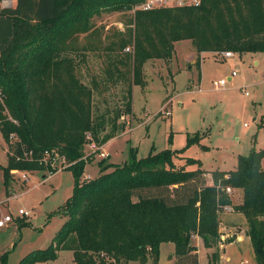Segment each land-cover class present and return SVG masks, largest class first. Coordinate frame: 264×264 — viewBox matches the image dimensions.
I'll use <instances>...</instances> for the list:
<instances>
[{
	"label": "trees",
	"instance_id": "16d2710c",
	"mask_svg": "<svg viewBox=\"0 0 264 264\" xmlns=\"http://www.w3.org/2000/svg\"><path fill=\"white\" fill-rule=\"evenodd\" d=\"M143 1L16 0L12 7L0 5V88L19 121L7 120L0 107L1 132L9 144L4 174H54L60 170L57 156L75 178L74 194L63 208L67 219L53 242L17 264L56 260L61 251H72L75 264H107L104 254L118 264H147L149 258L159 264L164 242L175 244V264H200L195 236L206 248L219 244L222 208L233 205L228 186L243 191L235 211L244 215L256 260L264 264V148L240 154L234 170L212 171V185L199 160L188 158L177 167L174 157L183 150L172 147H153L143 158L131 147L123 164L103 166L96 178L82 180L93 157L85 155V145L99 149L124 130L122 117L134 116V86H148L144 65L149 59H171L175 43L185 39L198 53V68L203 52H264V0H202L199 6L135 10ZM125 7L133 10L125 30L89 44L103 59V77L86 75V83V56L71 42L75 32H95V15ZM117 87L120 97L111 105L105 93ZM95 94L104 100L95 102ZM12 132L18 135L13 142ZM199 136L189 137L187 146L198 143ZM194 164L198 167L187 169ZM0 264H8L6 254Z\"/></svg>",
	"mask_w": 264,
	"mask_h": 264
},
{
	"label": "rangeland",
	"instance_id": "374dc122",
	"mask_svg": "<svg viewBox=\"0 0 264 264\" xmlns=\"http://www.w3.org/2000/svg\"><path fill=\"white\" fill-rule=\"evenodd\" d=\"M15 4L16 0H0L2 7ZM132 11L126 7L119 11H102L92 18L95 32H75L71 42L80 47L81 55L86 56L82 64V70L87 72H83L86 83L90 81L86 75L103 77V59L89 46L103 41L114 31L125 30ZM18 34L23 36V28ZM84 46L86 50L82 49ZM197 58L191 41L185 39L175 43L171 59L152 58L145 63L149 84L144 89L140 85L134 86V116L120 119V123H125L124 130L105 143V147L102 145L98 149L96 144L85 145V155L93 154V157L85 166L82 180L96 178L103 166L123 164L130 157L131 147L139 158L146 157L153 147L155 151L172 147L183 150L174 157L177 167L186 164L188 158L199 160L202 168L211 175L208 178L206 174L207 182L213 183L212 171L234 170L240 154L247 155L253 148H264V52H236L230 58L222 52H203L200 68ZM234 70L236 76L225 86L217 88L214 85V81L228 78ZM120 89L117 87L105 93L111 105L118 102ZM94 98L98 103L104 100L97 94ZM196 132L200 141L187 146L188 138ZM8 153L9 144L0 131V218L6 214L14 217L12 222L0 228V259L6 254L8 264H17L33 251L44 249L53 242L67 219L63 208L74 194L75 178L70 169H64L63 160L57 156L55 165L60 170L54 174L46 170L27 172L28 180L23 181L21 172L11 171L7 177L3 168L8 163ZM262 166L264 168V158ZM197 167V164L188 165L187 169ZM233 192L232 187V192L227 194L231 196ZM234 195V211L220 214L221 225L223 221L229 224L225 233L230 239L232 233L246 235L249 229L247 221L235 211V205L243 200V191ZM20 209L31 215L21 216ZM173 246L172 242L163 244L160 264H174L168 258ZM209 249L208 253L204 250L200 253L201 264H258L248 238L239 242L220 241ZM60 256L61 260L58 259ZM103 256L109 261L107 264H118L111 257ZM58 258L47 264H75L69 252L61 251ZM148 261L147 264H154L152 258ZM131 264L140 263L133 261Z\"/></svg>",
	"mask_w": 264,
	"mask_h": 264
},
{
	"label": "built area",
	"instance_id": "2783aa9c",
	"mask_svg": "<svg viewBox=\"0 0 264 264\" xmlns=\"http://www.w3.org/2000/svg\"><path fill=\"white\" fill-rule=\"evenodd\" d=\"M202 3V0H144L142 3L136 5L134 7L135 10H153L156 8H167V7H189V6H199ZM222 55L230 58L234 57V53L231 51H225L222 52ZM237 71L234 70L232 72V75H230L228 78H223L220 79L219 81H214V85L219 88L225 86L234 76H236ZM246 94H248L246 92ZM6 99V94L3 91L2 88H0V107H2V113L6 116V119L12 122L13 124L18 125L19 121L15 119L5 102ZM3 124L2 118H0V131H1V126ZM18 138V135L14 132L10 134V140L11 142L16 141ZM12 172H18V170H12ZM21 172V171H19ZM28 172V171H27ZM27 172H21V177L24 181L28 180V175ZM226 192L231 193L232 192V187L228 186L226 187ZM223 211L226 212H231L234 211L232 205L227 204L222 208ZM19 214L21 216H30L31 214L24 210L20 209ZM14 220V217L12 214H6L3 218L0 219V228L5 227L8 223L12 222Z\"/></svg>",
	"mask_w": 264,
	"mask_h": 264
},
{
	"label": "crops",
	"instance_id": "0c3cea01",
	"mask_svg": "<svg viewBox=\"0 0 264 264\" xmlns=\"http://www.w3.org/2000/svg\"><path fill=\"white\" fill-rule=\"evenodd\" d=\"M111 141V140H110ZM107 144V143H106ZM105 144V145H106ZM105 145H104V147H105ZM104 147H103V149H104ZM106 153V152H105ZM106 154H108V153H106ZM7 166V165H6ZM208 178L210 177L211 178V175H210V173H208ZM213 179V178H212ZM24 181V180H23ZM213 181V180H212ZM208 184L209 185H212L213 183H211V182H208ZM239 191H242V189H238V188H234V194L235 193H239ZM11 192V191H10ZM231 194V197H233V195L234 194ZM6 194V193H5ZM7 196H9L8 194H7ZM234 198H235V195H234ZM2 200V199H1ZM232 201H234L233 199H232ZM235 202V201H234ZM233 202V203H234ZM3 203H5L4 201H3ZM223 213V212H222ZM240 215L242 216V218L244 219V221L246 220L245 219V217H244V215L243 214H241L240 213ZM1 219V218H0ZM246 222V221H245ZM229 224L227 223V221H223L222 222V225H221V228H220V233H221V239H220V241H222V242H225V243H227V242H232V241H244L245 239H249L250 241H251V239H250V236H248V234H246V235H242V234H240V233H238V232H234V233H232L231 235H232V238L230 239V238H227L228 236H229V234L228 233H225V228L228 226ZM194 241H195V245L198 247V250H197V252H198V254H199V262H200V264H201V258H200V253H202V251L204 250L206 253H208V251L209 250H211V249H209V248H206L205 247V245H204V242H203V239L200 237V236H195V239H194ZM165 243H167V242H164V243H162L161 244V246H160V258H159V264H160V261H161V254H162V247H163V244H165ZM173 243V242H172ZM174 244V243H173ZM252 244V243H251ZM226 248V247H225ZM170 253H169V255H168V258L170 259V261H172L174 264H175V258H174V256H173V254H174V252H175V244H174V246L172 247V248H170ZM64 252H69V255H70V257H72V259H74V256H73V252L72 251H62V253H64ZM206 255V254H205ZM223 257H224V254H223ZM223 257H222V260H223ZM59 260H61L62 259V257L60 256L59 258H58ZM226 259L228 260L229 259V257H226ZM57 260V259H56ZM48 262H51V261H47V262H44L45 264H47ZM133 261H131L129 264H131ZM147 263H149V261L147 262ZM62 264V263H61Z\"/></svg>",
	"mask_w": 264,
	"mask_h": 264
}]
</instances>
